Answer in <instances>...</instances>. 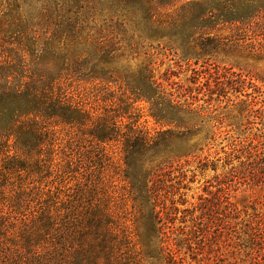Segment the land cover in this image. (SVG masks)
Here are the masks:
<instances>
[{
  "label": "trees",
  "instance_id": "16d2710c",
  "mask_svg": "<svg viewBox=\"0 0 264 264\" xmlns=\"http://www.w3.org/2000/svg\"><path fill=\"white\" fill-rule=\"evenodd\" d=\"M261 16L264 0H0V264H174L167 224L185 201L168 197L165 150L198 113L129 62L240 40ZM71 83L101 85L110 105L98 113Z\"/></svg>",
  "mask_w": 264,
  "mask_h": 264
},
{
  "label": "rangeland",
  "instance_id": "374dc122",
  "mask_svg": "<svg viewBox=\"0 0 264 264\" xmlns=\"http://www.w3.org/2000/svg\"><path fill=\"white\" fill-rule=\"evenodd\" d=\"M257 21L240 40L228 30L218 34L221 43L203 52L174 55L153 45L129 62L134 71L143 63L167 78L174 97L198 113L195 130L165 150L173 160L168 197L185 201L178 206L184 213L167 224V247L179 252L174 264H264V16ZM102 88L71 83L69 92L102 113L110 105ZM135 107L155 138L162 129L147 117V105ZM118 152L108 176L124 195Z\"/></svg>",
  "mask_w": 264,
  "mask_h": 264
}]
</instances>
